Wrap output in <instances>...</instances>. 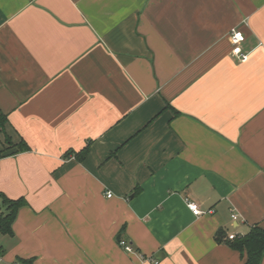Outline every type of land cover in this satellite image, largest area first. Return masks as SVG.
<instances>
[{
  "label": "crops",
  "instance_id": "0c3cea01",
  "mask_svg": "<svg viewBox=\"0 0 264 264\" xmlns=\"http://www.w3.org/2000/svg\"><path fill=\"white\" fill-rule=\"evenodd\" d=\"M1 114L5 264H242L264 228V0H0Z\"/></svg>",
  "mask_w": 264,
  "mask_h": 264
},
{
  "label": "trees",
  "instance_id": "16d2710c",
  "mask_svg": "<svg viewBox=\"0 0 264 264\" xmlns=\"http://www.w3.org/2000/svg\"><path fill=\"white\" fill-rule=\"evenodd\" d=\"M6 122V116L1 114L0 132L3 131ZM5 143L6 147L1 146L2 143H0V159L29 150L26 143L22 140L14 145L8 137H5ZM70 153L73 152L68 151L66 155ZM87 153L88 148H85L77 153L76 157L81 160ZM0 202L5 206V212L0 214V233L4 235L11 234V226L16 217V213L20 207L25 205V202L22 198L9 200L2 194H0ZM223 239L224 233L222 231H218L214 236V240L218 243L222 242ZM224 242L228 247L240 253L244 259L242 264H261L262 258L264 257V228L253 226L245 235L235 236L232 240L226 238Z\"/></svg>",
  "mask_w": 264,
  "mask_h": 264
},
{
  "label": "built area",
  "instance_id": "2783aa9c",
  "mask_svg": "<svg viewBox=\"0 0 264 264\" xmlns=\"http://www.w3.org/2000/svg\"><path fill=\"white\" fill-rule=\"evenodd\" d=\"M245 41V36L243 32L239 29H233L229 33V42L231 45V55L240 63H244L247 61V54L242 52L241 45ZM112 194L110 192L106 193V197L110 198ZM185 205L188 208V210L195 216H201L203 215V212L200 210L199 205L190 200L189 198L184 199ZM231 218L233 220H236L237 215L232 214ZM235 237V235H229L227 238L229 240H232ZM119 246L127 253L133 252L132 247L128 244V242L124 240L118 241ZM0 264H5V260L3 259L2 253H1V247H0Z\"/></svg>",
  "mask_w": 264,
  "mask_h": 264
}]
</instances>
